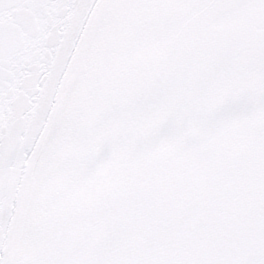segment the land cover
Returning a JSON list of instances; mask_svg holds the SVG:
<instances>
[{
    "label": "snow or ice",
    "instance_id": "6c2138e0",
    "mask_svg": "<svg viewBox=\"0 0 264 264\" xmlns=\"http://www.w3.org/2000/svg\"><path fill=\"white\" fill-rule=\"evenodd\" d=\"M0 264H264V0H0Z\"/></svg>",
    "mask_w": 264,
    "mask_h": 264
}]
</instances>
